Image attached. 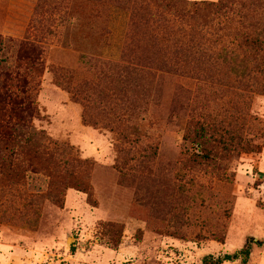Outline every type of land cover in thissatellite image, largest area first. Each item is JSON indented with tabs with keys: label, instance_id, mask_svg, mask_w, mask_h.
Returning <instances> with one entry per match:
<instances>
[{
	"label": "rangeland",
	"instance_id": "374dc122",
	"mask_svg": "<svg viewBox=\"0 0 264 264\" xmlns=\"http://www.w3.org/2000/svg\"><path fill=\"white\" fill-rule=\"evenodd\" d=\"M188 33L148 0H0V86L31 107L0 101V264H201L247 244L223 264H264V96ZM203 122L258 150L196 158Z\"/></svg>",
	"mask_w": 264,
	"mask_h": 264
},
{
	"label": "trees",
	"instance_id": "16d2710c",
	"mask_svg": "<svg viewBox=\"0 0 264 264\" xmlns=\"http://www.w3.org/2000/svg\"><path fill=\"white\" fill-rule=\"evenodd\" d=\"M163 14L172 17L179 23V27L189 28L190 42L195 40H204L208 43L206 46L209 52L215 53V59L222 65L226 66L230 75L238 77L248 88L254 89L255 93L264 96V24L260 25V32L245 33L247 30L239 21H235L236 17L248 16L254 14L260 18H264V0H251L250 4L233 3L227 0H219L217 3L206 2H190L187 0H148ZM246 11V12H245ZM263 27V28H262ZM225 39L231 41L226 44ZM200 43V42H199ZM195 43L193 47H197L190 54L186 55V59L197 58L196 54L201 57L206 56L204 53V43ZM220 44V45H219ZM35 52L34 48H30ZM20 51L24 49L20 46ZM209 56L207 59H211ZM119 66V64H116ZM126 76H132L136 73V68L126 66L123 69ZM6 82L0 86V101L8 103L11 114L18 115L23 112H30V103L24 105V100H19L18 94H26L21 91V84H13L10 75H6ZM15 113H13V111ZM26 112V113H28ZM198 134L192 135L193 139H189L196 148L195 157L205 161H214V149L223 148L224 154L228 152L234 154L235 148L245 150L246 152H256L258 147H253L247 139L233 138L226 129L214 127L212 129L208 124L197 123ZM138 134L137 129L125 127L122 131L123 140L127 143H134L129 140V136ZM32 137L44 139L42 133L33 132ZM120 137V134H119ZM190 137V136H189ZM188 137V138H189ZM261 148H264V143ZM39 149L36 147L33 152ZM251 247L247 244L242 250L234 254H225L222 257L206 256L201 264H223L225 262H234L241 259L245 263L249 257Z\"/></svg>",
	"mask_w": 264,
	"mask_h": 264
}]
</instances>
